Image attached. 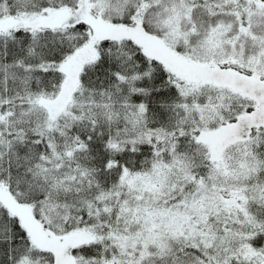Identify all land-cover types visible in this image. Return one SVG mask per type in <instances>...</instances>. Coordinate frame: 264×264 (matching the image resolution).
<instances>
[{
	"label": "snow or ice",
	"instance_id": "6c2138e0",
	"mask_svg": "<svg viewBox=\"0 0 264 264\" xmlns=\"http://www.w3.org/2000/svg\"><path fill=\"white\" fill-rule=\"evenodd\" d=\"M0 264H264V0H0Z\"/></svg>",
	"mask_w": 264,
	"mask_h": 264
}]
</instances>
